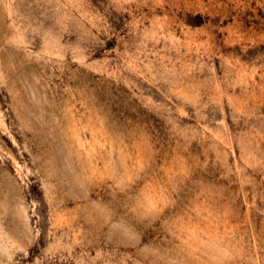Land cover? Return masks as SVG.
<instances>
[{
    "label": "rangeland",
    "instance_id": "rangeland-1",
    "mask_svg": "<svg viewBox=\"0 0 264 264\" xmlns=\"http://www.w3.org/2000/svg\"><path fill=\"white\" fill-rule=\"evenodd\" d=\"M0 264H264V0H0Z\"/></svg>",
    "mask_w": 264,
    "mask_h": 264
}]
</instances>
